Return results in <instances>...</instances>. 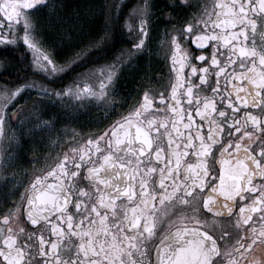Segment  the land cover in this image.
<instances>
[{"label": "snow or ice", "instance_id": "snow-or-ice-1", "mask_svg": "<svg viewBox=\"0 0 264 264\" xmlns=\"http://www.w3.org/2000/svg\"><path fill=\"white\" fill-rule=\"evenodd\" d=\"M106 7L104 34L61 68L54 46L43 47L44 33L70 42L83 27L79 16L62 0H0V45L19 50L17 79L28 71L25 47L45 79L81 68L59 89L35 80L0 85V191L9 205L0 214V264H264V249L250 256L264 245V0H215L180 28H166L170 92L156 94L148 77L132 111L79 147L66 146L54 167L24 186V144L40 133L52 146L53 131L62 140L59 111L43 119L49 105L95 103L111 114L123 69L135 70L148 45L155 6L144 0L124 20L135 42L107 58L108 29L119 25L122 9ZM169 7L171 19L184 5ZM90 58L104 62L83 67ZM25 92L36 94L32 103L17 105ZM233 214L234 222L220 223Z\"/></svg>", "mask_w": 264, "mask_h": 264}, {"label": "flooded vegetation", "instance_id": "flooded-vegetation-1", "mask_svg": "<svg viewBox=\"0 0 264 264\" xmlns=\"http://www.w3.org/2000/svg\"><path fill=\"white\" fill-rule=\"evenodd\" d=\"M65 5H70L73 7V15L79 16L80 20H86L87 17L90 18L88 26L89 29H85V33H81V37L84 38V41L75 42L79 46H72L67 48L64 51H67L69 56L66 59H60L61 54L64 52L60 48L54 46L55 50V60L61 68L67 63V61L74 59L77 52L84 53L86 50H90L89 40L98 38L100 35L104 34V24L106 20L107 5H120L121 11L120 15V25L119 30L117 31L118 35L121 37L120 43L116 39V28L108 29L111 34V40L109 42V47L106 49L108 53L107 58L116 56L119 52L128 49L135 36L134 32H130L129 29L124 26V20L128 16L130 10L134 8L137 4H141L144 0H62ZM229 2V0H225ZM149 3L154 5L153 24L151 26L150 39L148 45L144 48L143 56H139L135 59L134 64L136 65L135 70L131 68H124L121 74L119 82V92L115 95V99L120 101L117 103L115 110L111 114H108L107 111L101 106L97 108L95 103L89 105L87 103L81 105L79 109L70 108L67 110H62L60 104L57 102L55 105H49L48 114L43 117V119L48 120L57 116L59 111L60 118L56 124V128L61 130L60 136L62 140L57 143L56 137L57 132L53 131L51 135L52 146H49L48 143L42 141L41 134L37 133L35 140H28L24 144V155L25 158L20 162L21 168L27 171L28 175L23 177L24 186L30 184L31 180L35 178L36 175H42V169L44 171L50 170V167H54V161L57 156V153H63L65 147H79L83 144L91 133L98 132V130H103L108 127L113 121L119 119L120 116H126L130 111L133 110L134 106L137 103L138 96L143 95V91L147 86V78L153 77L151 80L152 88L155 90L156 94L164 93L167 95L171 89V82L175 79L172 74L171 68V50H170V36H165V29H171L173 27L180 28L182 23L185 22V17L196 12L198 8L203 9L204 7L211 8L215 3V0H149ZM183 3L184 7L179 10V14L176 12L172 13V18H168V13L171 11L170 5ZM192 5V7H188ZM88 6V8H86ZM99 7V9L95 8ZM95 8V9H94ZM129 10V11H128ZM79 12V13H77ZM87 12H90L88 15ZM112 13L117 14V9L112 8ZM179 19V23L177 20ZM94 20V28L93 25ZM87 28V27H86ZM83 30L78 28L76 32ZM45 36V33H44ZM258 39V38H257ZM22 43V41H21ZM45 51L52 50V46L46 42V45L43 46ZM24 51L27 53L26 65L28 71H20L19 76L22 79H17L18 71V61L20 59V53L17 48L14 47H3L0 45V76L6 77L7 79H0V85L6 84L8 79L14 80L13 85L9 87H14L15 85L21 83H31L30 81L35 80L38 83L49 85L53 89H59L61 87L70 86L73 81L74 76L77 72L81 71L80 67L75 68L73 71L67 72V74L57 73L59 77L53 82L50 78L45 79L44 75L38 71L33 70L31 61L33 60V52L27 47L24 48ZM211 51V49H209ZM196 54H199L198 52ZM97 53L91 52V56H95ZM7 60H11V65L7 67V71H4L5 63ZM15 60V62H14ZM103 60H92L89 59L88 63L83 65V67H88L89 64H101ZM11 74V75H9ZM145 77V82L141 83V77ZM198 80V78H197ZM55 85H52V84ZM223 83V80L221 81ZM82 86V85H81ZM139 86V92L137 91ZM3 89L0 88V91ZM203 90L201 95H203ZM35 93L25 92V94L16 101L17 105L25 106L32 103ZM2 103V102H0ZM186 106V105H185ZM155 107L162 108L163 105H160L159 101H156ZM12 111L11 109L9 110ZM153 115L157 113L153 112ZM242 114V113H241ZM159 115H166L165 113H160ZM199 122V120H197ZM67 128L68 131L64 132L63 129ZM45 135H47V130H45ZM94 138V137H93ZM75 141V143H70ZM39 143L36 151H32L34 144ZM164 145L166 146L167 141L165 140ZM217 154L219 153V148L216 149ZM39 155V159L33 161L32 156ZM58 162V161H56ZM218 176V172H217ZM24 186L20 187L16 196L7 197L8 201H12L18 198L19 192L24 191ZM211 187V184H209ZM202 204V201H201ZM9 205L4 203L3 192L0 191V214H3V210ZM236 212H239V205L236 206ZM235 221V214H233L231 221L225 219L221 221V224H229ZM218 228L220 225L218 224ZM34 230V229H33ZM234 230V229H233ZM163 231V229L161 230ZM47 235V234H46ZM2 239V238H0ZM233 240L236 239V236H233ZM158 242V239H157ZM264 249V245L258 246L250 256H257L261 253V250Z\"/></svg>", "mask_w": 264, "mask_h": 264}, {"label": "trees", "instance_id": "trees-1", "mask_svg": "<svg viewBox=\"0 0 264 264\" xmlns=\"http://www.w3.org/2000/svg\"><path fill=\"white\" fill-rule=\"evenodd\" d=\"M86 8H88V6ZM95 8L99 9V7H95ZM67 11L70 12V13H73L74 9H73L72 6L67 4ZM77 13H79V12H77ZM87 13H88V15L90 14V12H87ZM90 18H93V17H90ZM90 18L87 17L86 20L81 21L82 24H83V30L82 31L79 30V32H74L72 34L73 39L70 42L67 41V36L61 37L58 33H55V32H53L51 30H46L45 31L44 39L49 44V46L58 47L62 51L66 50L67 48L72 47V46H79V45L75 44V42H79V41H84L85 40L84 38L81 37L82 36L81 33H85L84 28L85 29H89L90 28V25L88 26V23H86V22L90 21ZM92 21H93V25L91 26V28L92 27L94 28V26H95L94 23L95 22H94V20H92ZM119 25H120V23H119ZM119 25L116 26V33L119 30ZM116 39L120 43L121 37L118 35V33L116 34ZM68 56H69V54L67 53V51H64L61 54L59 60L60 59L61 60L62 59H66ZM14 62H15V60H14ZM55 82H57V81H55ZM52 85H55V84L53 83Z\"/></svg>", "mask_w": 264, "mask_h": 264}, {"label": "rangeland", "instance_id": "rangeland-1", "mask_svg": "<svg viewBox=\"0 0 264 264\" xmlns=\"http://www.w3.org/2000/svg\"><path fill=\"white\" fill-rule=\"evenodd\" d=\"M128 11H129V10H128ZM127 15H128V14H127ZM143 52H144V51H143ZM120 54H121V52H119V54L116 55V56H119ZM139 56H143V55L138 54L137 57H139ZM137 57H136V58H137ZM30 82H31V81H30ZM69 85H71V84H69Z\"/></svg>", "mask_w": 264, "mask_h": 264}]
</instances>
